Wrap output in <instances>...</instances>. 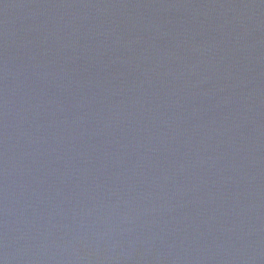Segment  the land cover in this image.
<instances>
[{"label":"water","instance_id":"95a60500","mask_svg":"<svg viewBox=\"0 0 264 264\" xmlns=\"http://www.w3.org/2000/svg\"><path fill=\"white\" fill-rule=\"evenodd\" d=\"M0 264H264V0H0Z\"/></svg>","mask_w":264,"mask_h":264}]
</instances>
